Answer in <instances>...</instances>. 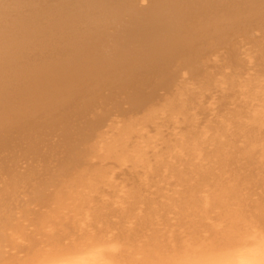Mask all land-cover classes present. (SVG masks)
Instances as JSON below:
<instances>
[{"label": "bare ground", "instance_id": "bare-ground-1", "mask_svg": "<svg viewBox=\"0 0 264 264\" xmlns=\"http://www.w3.org/2000/svg\"><path fill=\"white\" fill-rule=\"evenodd\" d=\"M0 264H264V0H0Z\"/></svg>", "mask_w": 264, "mask_h": 264}]
</instances>
